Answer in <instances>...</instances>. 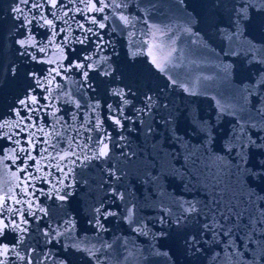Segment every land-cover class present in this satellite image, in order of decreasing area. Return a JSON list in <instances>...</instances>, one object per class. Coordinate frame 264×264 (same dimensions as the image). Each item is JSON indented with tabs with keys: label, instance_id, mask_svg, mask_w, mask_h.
I'll list each match as a JSON object with an SVG mask.
<instances>
[{
	"label": "water",
	"instance_id": "95a60500",
	"mask_svg": "<svg viewBox=\"0 0 264 264\" xmlns=\"http://www.w3.org/2000/svg\"><path fill=\"white\" fill-rule=\"evenodd\" d=\"M0 222V264H264V0H0Z\"/></svg>",
	"mask_w": 264,
	"mask_h": 264
},
{
	"label": "snow or ice",
	"instance_id": "6c2138e0",
	"mask_svg": "<svg viewBox=\"0 0 264 264\" xmlns=\"http://www.w3.org/2000/svg\"><path fill=\"white\" fill-rule=\"evenodd\" d=\"M52 4H53V7L56 5V0H52ZM15 11H19V9H16ZM48 23H51L50 21L48 22ZM102 26V25H101ZM19 43H20V45H21V47H24L25 45H26V41H24V40H21V41H19ZM24 53H22V55H23ZM14 71V70H13ZM49 71H51V70H49ZM84 75L85 76H87V72H85L84 73ZM29 103V101L28 100H20V104L21 105H27ZM30 103L31 104H33V105H35V104H37L38 103V101H37V99H36V97L35 96H32L31 98H30ZM42 107H44V106H42ZM30 111H31V109H30ZM25 119H30V117H24ZM119 121H117V123H118ZM40 131H43V129H40ZM22 151H27V149H22ZM25 159H34L33 157H31L30 155L29 156H27V157H25ZM28 167V165L27 164H25L24 165V168L26 169ZM6 228H8V225H6V224H2V222H0V235H3V233H4V230L6 229ZM5 251H6V249H5Z\"/></svg>",
	"mask_w": 264,
	"mask_h": 264
}]
</instances>
